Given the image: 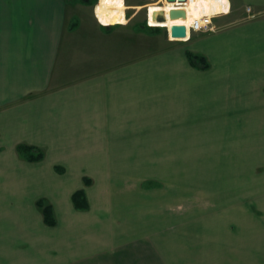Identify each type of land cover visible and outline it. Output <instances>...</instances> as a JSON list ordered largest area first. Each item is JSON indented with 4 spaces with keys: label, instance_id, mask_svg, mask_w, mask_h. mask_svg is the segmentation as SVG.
Here are the masks:
<instances>
[{
    "label": "crops",
    "instance_id": "obj_1",
    "mask_svg": "<svg viewBox=\"0 0 264 264\" xmlns=\"http://www.w3.org/2000/svg\"><path fill=\"white\" fill-rule=\"evenodd\" d=\"M129 1L128 10L145 9ZM228 1L229 13L214 18L220 28L169 35L168 42L186 41L184 48L137 56L144 30L133 33L142 41L133 45L131 34L92 19L93 12L100 22L90 0H0V264L173 263L158 236L124 237L96 216L92 199L83 211L71 197L83 190L84 171L107 168L100 164L108 158L103 163L99 155L149 152V118L162 130L180 118L158 115L179 116L180 107L190 114L201 106L198 97H211L215 79L196 85L187 50L220 56L219 66L239 58L220 70V89H227L228 72L242 94L264 88V0ZM258 98L242 102L257 105ZM18 147L39 150L44 160L21 159ZM53 169L63 174L53 176ZM40 200L52 207L53 226L45 224Z\"/></svg>",
    "mask_w": 264,
    "mask_h": 264
},
{
    "label": "rangeland",
    "instance_id": "obj_2",
    "mask_svg": "<svg viewBox=\"0 0 264 264\" xmlns=\"http://www.w3.org/2000/svg\"><path fill=\"white\" fill-rule=\"evenodd\" d=\"M159 1L138 0L145 7ZM92 2L91 11L95 7L100 22L93 12L92 19L113 26L118 35L131 34L133 45L139 47L142 42L133 33L144 30L141 32L148 37L147 42L133 53L137 56L184 48L187 43L168 42L162 28L145 29V7L127 9L109 18L99 14V0ZM215 19L209 30L220 28ZM189 53L198 61L204 59L205 63H198L208 68L194 67ZM185 54L186 63L196 70V85L215 79L211 81V97H198L201 106L194 107L196 110L190 114L188 107H180L179 116L167 112L158 115L180 118L179 122H165L169 125L162 130L149 118L153 129L148 130V153L99 155L103 163L107 158L109 162L100 164L105 169L84 171L88 175L82 190L85 199H92L96 216L124 237L158 236L164 253L174 264H220L226 258L234 264H257L254 259L264 264V250L260 249L264 247L263 84H259L258 91L243 90L242 94L236 90L235 73L228 72L223 79L227 89H220V70L226 73L239 58L231 57L219 66L220 56L209 60L188 50ZM217 67L219 70H214ZM253 95L259 97V104L244 105L242 98ZM171 123L178 125V130L172 129ZM161 148L162 153L152 151ZM36 151L18 155L30 161L42 154L38 162L43 161L45 153ZM55 170L53 176L63 174V170Z\"/></svg>",
    "mask_w": 264,
    "mask_h": 264
},
{
    "label": "bare ground",
    "instance_id": "obj_3",
    "mask_svg": "<svg viewBox=\"0 0 264 264\" xmlns=\"http://www.w3.org/2000/svg\"><path fill=\"white\" fill-rule=\"evenodd\" d=\"M145 8L147 11L146 18L148 17L147 21L149 26L162 29L164 28L165 31L167 30L169 35L170 27L172 25L185 26L189 35V29L195 22H198V24L202 26L204 18L212 20L213 18H216L215 16L219 17V15H226L230 11L228 0H186L185 3H179L178 1L169 3L166 0H161V2L159 1V3L149 4ZM126 9L124 0H99L98 3L99 14L104 17H117L122 15ZM172 9L184 10L185 17L170 19L169 12ZM158 11H165L167 19L164 22H157L154 20L153 13ZM99 24L105 26L102 23Z\"/></svg>",
    "mask_w": 264,
    "mask_h": 264
},
{
    "label": "trees",
    "instance_id": "obj_4",
    "mask_svg": "<svg viewBox=\"0 0 264 264\" xmlns=\"http://www.w3.org/2000/svg\"><path fill=\"white\" fill-rule=\"evenodd\" d=\"M144 28L152 30V28L147 27L146 24H145ZM155 29H158V28L156 27ZM188 55H189L190 62L194 67H197V68L203 69V70L208 68V65L198 63V62H202V61L204 62L205 61L204 59H201L200 61H198L197 56H195L191 53H189ZM23 149L24 148H22V147L17 148L19 153H22ZM26 150H30V153L37 152L33 148L26 149ZM24 152H27V151H24ZM42 157H43V155L39 154V156L34 157V158H29V160L31 162H38V161L42 160ZM71 199H72V203H73V206L75 207V209L86 210L88 208V203L85 199L84 192L82 190L75 192L72 195ZM36 204H37V207L40 209V211L43 214L45 224L53 226L55 224V218H54L52 207L48 203H46L45 201H41V200L37 201Z\"/></svg>",
    "mask_w": 264,
    "mask_h": 264
},
{
    "label": "water",
    "instance_id": "obj_5",
    "mask_svg": "<svg viewBox=\"0 0 264 264\" xmlns=\"http://www.w3.org/2000/svg\"><path fill=\"white\" fill-rule=\"evenodd\" d=\"M169 3L178 1L179 3H185L186 0H166ZM185 17V11L182 9H172L169 12L170 19H177ZM148 18V17H147ZM153 18L157 22H164L167 19L165 11H158L153 13ZM109 26H105L108 29ZM187 34L186 27L183 25H172L170 27V36L172 38L182 39L185 38Z\"/></svg>",
    "mask_w": 264,
    "mask_h": 264
},
{
    "label": "built area",
    "instance_id": "obj_6",
    "mask_svg": "<svg viewBox=\"0 0 264 264\" xmlns=\"http://www.w3.org/2000/svg\"><path fill=\"white\" fill-rule=\"evenodd\" d=\"M203 25H199L198 22H195L194 25L190 28L192 31L199 32V31H206L210 29V26L212 24L211 20L204 18L203 19Z\"/></svg>",
    "mask_w": 264,
    "mask_h": 264
},
{
    "label": "flooded vegetation",
    "instance_id": "obj_7",
    "mask_svg": "<svg viewBox=\"0 0 264 264\" xmlns=\"http://www.w3.org/2000/svg\"><path fill=\"white\" fill-rule=\"evenodd\" d=\"M90 1H92V0H90Z\"/></svg>",
    "mask_w": 264,
    "mask_h": 264
}]
</instances>
